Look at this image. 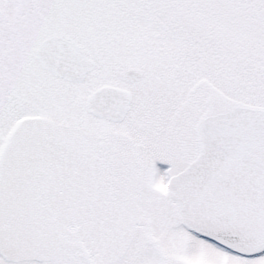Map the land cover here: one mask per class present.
<instances>
[{
  "label": "snow or ice",
  "instance_id": "6c2138e0",
  "mask_svg": "<svg viewBox=\"0 0 264 264\" xmlns=\"http://www.w3.org/2000/svg\"><path fill=\"white\" fill-rule=\"evenodd\" d=\"M0 264H264V0H0Z\"/></svg>",
  "mask_w": 264,
  "mask_h": 264
}]
</instances>
